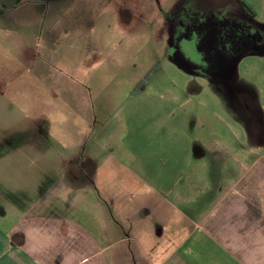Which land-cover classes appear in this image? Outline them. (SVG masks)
Here are the masks:
<instances>
[{
	"label": "rangeland",
	"instance_id": "1",
	"mask_svg": "<svg viewBox=\"0 0 264 264\" xmlns=\"http://www.w3.org/2000/svg\"><path fill=\"white\" fill-rule=\"evenodd\" d=\"M211 1L222 9L229 3ZM243 1L264 22V0ZM181 2L0 0V36L9 45L6 54L0 50V92L6 95L0 100V158L11 156L0 166L16 175L9 184L0 177L3 233L21 219L6 198L27 214L81 220L84 191L33 192L43 162L32 161L38 149L21 140L35 125L46 140L44 153L81 142L89 155L114 140L147 160H166L167 171H183V186L206 220L211 171L234 169L225 154L246 160L248 170L264 158V50L241 56L233 72L216 56L194 53L204 28L187 33L177 27L184 19ZM200 140L205 156L193 145ZM42 200L47 205L39 209Z\"/></svg>",
	"mask_w": 264,
	"mask_h": 264
},
{
	"label": "crops",
	"instance_id": "2",
	"mask_svg": "<svg viewBox=\"0 0 264 264\" xmlns=\"http://www.w3.org/2000/svg\"><path fill=\"white\" fill-rule=\"evenodd\" d=\"M8 47L0 36V50L6 54ZM5 97L0 92V100ZM40 129L35 125L32 138L21 140L38 149L32 161L43 162L33 192L84 191L77 206L81 220L27 214L6 198L21 219L11 231L0 230V264H264V158L248 170L246 160L225 154L234 169L211 171L206 220L183 186V171H167L166 160H147L114 140L97 144L89 155L88 143L81 142L65 144L63 153H44ZM193 145L202 156L208 153L201 140ZM10 157L4 155L1 163ZM6 165L0 177L9 184L16 175ZM45 205L42 200L35 206Z\"/></svg>",
	"mask_w": 264,
	"mask_h": 264
},
{
	"label": "flooded vegetation",
	"instance_id": "3",
	"mask_svg": "<svg viewBox=\"0 0 264 264\" xmlns=\"http://www.w3.org/2000/svg\"><path fill=\"white\" fill-rule=\"evenodd\" d=\"M228 2L222 9L211 0H182L179 9L184 19L177 27L182 25L191 33L202 26L204 32L192 47L194 53L216 56L220 67L233 72L241 56L264 50V22L245 1ZM186 51L191 53L188 47Z\"/></svg>",
	"mask_w": 264,
	"mask_h": 264
}]
</instances>
